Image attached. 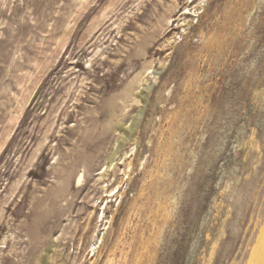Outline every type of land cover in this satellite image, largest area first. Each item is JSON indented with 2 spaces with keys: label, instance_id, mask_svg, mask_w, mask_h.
Returning <instances> with one entry per match:
<instances>
[{
  "label": "rangeland",
  "instance_id": "374dc122",
  "mask_svg": "<svg viewBox=\"0 0 264 264\" xmlns=\"http://www.w3.org/2000/svg\"><path fill=\"white\" fill-rule=\"evenodd\" d=\"M191 1L0 0V264L247 263L264 0Z\"/></svg>",
  "mask_w": 264,
  "mask_h": 264
},
{
  "label": "bare ground",
  "instance_id": "6f19581e",
  "mask_svg": "<svg viewBox=\"0 0 264 264\" xmlns=\"http://www.w3.org/2000/svg\"><path fill=\"white\" fill-rule=\"evenodd\" d=\"M194 1H197V0H192L191 1V3H193ZM203 1L204 0H199V3H198V5L197 6H194V8H192V9H189L188 11H186V12H184V13H182L181 14V16L182 15H186V14H191V12H193L194 11V13L197 11V9H199V8H201V6H202V3H203ZM199 7V8H198ZM188 7H186V9H187ZM183 22V24L184 23H186V19L184 18V20L182 21ZM182 24V25H183ZM152 67L150 66V67H148L147 68V70H150ZM145 72H147V71H145ZM154 72V71H153ZM149 73H152V72H149ZM156 73H157V71H156ZM144 73H142V74H140L138 77H137V79L135 80V83H137L138 85H139V87L138 88H140L142 85H143V82H144V80H145V77L146 76H144L143 75ZM144 76V78H143V76ZM154 78H156V76H154ZM134 85L132 84L131 85V88H130V90H129V95H130V97L132 98V102H134V101H137L138 103H141L143 100H146V98H145V96H143V92L141 91V92H139V93H137V94H134L133 92H134V90L136 89V88H134L133 87ZM148 88V87H147ZM147 101V100H146ZM142 109V108H141ZM141 112V111H140ZM139 112V113H140ZM141 114V113H140ZM141 117L139 116V115H137L133 120H132V122H131V124L129 125V128L127 127V128H125V126L123 125V126H121V125H118L117 126V128L119 129V128H122V131L124 130V133L126 134V137L124 138V142H126V143H128L129 144V142H127V141H130V140H132V136H133V132L135 131V129L137 128V126H138V124H139V119H140ZM120 122H121V120H120ZM120 124V123H119ZM102 127V126H101ZM114 128H115V126H114ZM115 130V129H114ZM92 134V133H91ZM125 136V135H124ZM101 142V141H100ZM123 142V143H124ZM124 146V144H120L118 147H117V150L115 151V153H114V155H113V153H112V163L105 169V171H102V172H104L105 173V175L103 176V179H104V177L106 176V175H108V173L110 172V170H115L116 169V167L119 165L117 162L116 163H114L115 162V160L117 159V155L119 154V152H120V149L122 148ZM123 151V150H122ZM114 152V151H113ZM124 153H125V151H124ZM125 154H127V153H125ZM122 155V154H121ZM126 157H129V156H125V158ZM119 158V157H118ZM121 158H123V157H121ZM120 158V159H121ZM127 159H125V162H127L126 161ZM111 162V161H110ZM110 167V168H109ZM126 167H128V169L131 167V162H127L126 163ZM83 173V172H82ZM101 174H103V173H101ZM127 174V173H126ZM109 176V175H108ZM84 179H85V174L83 173V174H81L80 176H79V178H78V184H81L83 181H84ZM122 184V179L120 180V182L118 183V185L116 186V187H113V188H111L110 190H109V188H107L106 189V187L107 186H109L108 185V183H107V186L105 185L103 188L104 189H106L105 191L106 192H108L109 193V195H107L106 197H112V198H114V197H117V200H118V197H119V195H120V189H119V187H120V185ZM119 189V190H118ZM115 193V194H114ZM112 201V200H111ZM99 215V217H98V219H100V221H103V219H104V215H105V211H103L102 212V214L100 213V214H98ZM98 241V240H97ZM102 243V240H100V244ZM97 246V245H96ZM253 247H252V249H251V252H250V255H249V259H248V261H247V263L246 264H264V223H263V225L261 226V228H260V230H259V233H258V235H257V238H256V240H255V243H254V245H252ZM98 247V246H97ZM97 247H95L94 248V255L93 256H95V254H96V249H97ZM48 262H47V258H44L43 260H42V262L41 263H39V264H47Z\"/></svg>",
  "mask_w": 264,
  "mask_h": 264
}]
</instances>
